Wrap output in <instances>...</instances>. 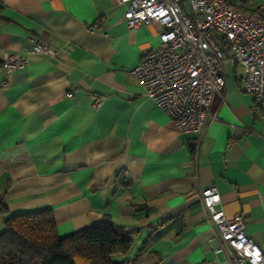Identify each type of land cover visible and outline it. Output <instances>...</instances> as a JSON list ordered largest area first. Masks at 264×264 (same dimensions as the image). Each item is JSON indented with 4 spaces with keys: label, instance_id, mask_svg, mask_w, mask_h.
Wrapping results in <instances>:
<instances>
[{
    "label": "crops",
    "instance_id": "1",
    "mask_svg": "<svg viewBox=\"0 0 264 264\" xmlns=\"http://www.w3.org/2000/svg\"><path fill=\"white\" fill-rule=\"evenodd\" d=\"M161 30L128 27L115 0H0V55L26 58L0 67V231L10 215L50 209L59 236L122 226L131 246L119 259L132 264L221 262L200 198L213 185L264 253V111L242 90V67L227 66L203 133L178 130L128 73ZM29 37L55 56L30 53Z\"/></svg>",
    "mask_w": 264,
    "mask_h": 264
},
{
    "label": "built area",
    "instance_id": "2",
    "mask_svg": "<svg viewBox=\"0 0 264 264\" xmlns=\"http://www.w3.org/2000/svg\"><path fill=\"white\" fill-rule=\"evenodd\" d=\"M184 2L186 12L181 0H115L123 8L128 27L156 22L162 29L158 47L146 51L128 71L143 87V95L162 109L178 130L200 136L213 94L218 93L222 100L227 66L240 65L242 90L264 111V4L242 11L227 0ZM28 39L30 53L55 56L49 45ZM25 64L26 58L18 53L0 55V67L6 72ZM99 103V99L93 102L95 107ZM200 198L219 237V250L226 257L209 264H264V253L246 233L243 217L224 213L217 188H203Z\"/></svg>",
    "mask_w": 264,
    "mask_h": 264
},
{
    "label": "trees",
    "instance_id": "3",
    "mask_svg": "<svg viewBox=\"0 0 264 264\" xmlns=\"http://www.w3.org/2000/svg\"><path fill=\"white\" fill-rule=\"evenodd\" d=\"M0 213H7L0 203ZM122 226L104 222L59 236L50 209L5 218L0 231V264H132Z\"/></svg>",
    "mask_w": 264,
    "mask_h": 264
},
{
    "label": "rangeland",
    "instance_id": "4",
    "mask_svg": "<svg viewBox=\"0 0 264 264\" xmlns=\"http://www.w3.org/2000/svg\"><path fill=\"white\" fill-rule=\"evenodd\" d=\"M116 258L119 259V256H117Z\"/></svg>",
    "mask_w": 264,
    "mask_h": 264
}]
</instances>
